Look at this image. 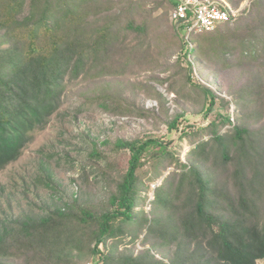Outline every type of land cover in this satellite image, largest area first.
Returning <instances> with one entry per match:
<instances>
[{"label": "trees", "instance_id": "1", "mask_svg": "<svg viewBox=\"0 0 264 264\" xmlns=\"http://www.w3.org/2000/svg\"><path fill=\"white\" fill-rule=\"evenodd\" d=\"M168 1L171 7L176 4ZM250 4V15H264V9L257 8L259 0ZM111 8L102 0H0V172L17 162L47 127L73 83L93 86L80 92L82 106L93 105L118 118L157 116L158 111L136 106L108 80L126 76L134 68L143 71L150 62L144 38L131 45L120 37L129 31L145 36L146 24L135 22L136 7L127 5L121 12L101 16ZM93 17L102 23L92 26ZM170 23L186 59L192 54L216 72V65L229 71L257 63L236 104H258L261 111L238 119L253 116L262 121L263 94L258 90L264 79V39L251 37L246 25L242 28L248 34L235 37L239 24L230 29L229 23H222L211 32L193 35L195 47L187 48L182 31ZM237 55L241 59L235 61ZM188 68L191 73V64ZM186 84L210 98L206 111H211L217 95L207 87ZM136 86L153 91L156 96L151 99L163 106L164 97L153 86ZM220 100L227 108L229 102ZM179 117L168 124L169 133L178 128ZM228 120L217 115L210 125L213 137L195 145L190 164H180L181 172L169 174L155 190L152 217H137L135 208L148 172L165 157L178 162L168 143L154 137L105 141L103 146L112 147L110 155L99 154L94 147L95 158L106 164L103 175L111 189L106 203L58 200L36 215L1 210L0 264H257L264 260V125L252 128L242 122L220 134L218 125ZM120 155L128 157L121 171L114 163ZM206 161L212 162L209 168L202 166ZM37 168L45 177L44 187L54 191L50 164L41 159ZM0 200L10 208L4 187ZM140 234L145 243L152 240V248L169 249V254L159 259L150 249L135 254L118 246L122 238L132 243ZM109 241L113 243L108 245Z\"/></svg>", "mask_w": 264, "mask_h": 264}, {"label": "rangeland", "instance_id": "2", "mask_svg": "<svg viewBox=\"0 0 264 264\" xmlns=\"http://www.w3.org/2000/svg\"><path fill=\"white\" fill-rule=\"evenodd\" d=\"M102 1L107 2L112 8L110 11L104 10L105 13L101 16L121 12L127 5H131L136 7L135 22H144L147 26L145 36L129 31L122 32L120 37L126 44L131 45L144 38L145 45H149L150 62L144 66L143 71L134 68L132 73L134 71L137 74L129 72L126 76L108 80L113 82L114 87L124 90L125 95H128L136 106L158 111L157 116L147 115L146 119L112 117L102 113L96 106H82L79 94L85 89L92 88L91 84L83 82L80 85L73 83V86H68L61 96L59 109L51 117L47 127L34 137L17 162L0 172V189L4 187L5 202L10 206L6 208L0 200V211L5 209L7 213L13 210L14 214L25 212L36 215L50 208L58 200L71 201L72 198L96 206L102 202L105 204L111 190L108 187L109 182L103 175L106 164L101 158H95L93 148L96 147L99 154L110 155L111 146H103L105 141L113 143L116 139L140 140L154 137L168 143V150L178 162L165 157L161 164L155 165L153 170L148 172L147 178H144L146 186H143L139 193L135 214L137 217H152L155 190L164 184L169 174L181 172L180 164H190L193 159L190 151L195 145L213 137L210 125L217 115L229 118V122L225 121L218 125L217 130L220 134L228 132L242 122L252 128L264 125V118L260 122L253 116L250 119H238V115H250L254 110L261 111V106L258 104L256 106V103L249 106L247 102L240 106L236 104V96L240 94L245 83L252 80L250 77L255 74L252 69L257 63H245L240 69L229 71L220 70V66L216 65L218 69L216 72L213 66L197 62L192 54L186 59L185 52L182 53L181 46L173 35L169 21V13L173 7L168 0ZM225 2L237 15L236 19L228 24L230 29L239 24L234 30L235 37L248 34V30L244 31L242 28L246 25L251 29V37L264 39V15L249 14L251 0ZM259 4L261 7L257 8L263 10L264 0H259ZM91 20L92 26L102 23V20L96 17ZM221 31L226 32L224 28ZM190 43L191 46L186 47L194 48L195 43L193 41ZM259 49L263 50L262 47ZM261 50L257 55L263 53ZM237 59H241V56L237 55L235 61ZM261 60L264 62V59ZM188 64H191V73ZM162 79L166 81L159 84L157 81ZM261 80L258 92L263 94V97L259 103L264 108V79ZM188 81L194 86L209 88L218 98H224L229 102L228 107L222 106L221 100L216 98L211 111H206L210 98L204 96L199 89H191L186 84ZM138 84H149L161 93L164 97L163 106L151 99L153 95L156 96L153 91H141L136 86ZM137 90L139 91L136 93ZM245 99L248 100L246 97ZM176 115L180 116L176 126L178 128L169 133L168 124ZM186 133L189 136H184ZM202 157L198 156L199 159ZM127 158L126 155H120L114 160L115 164L118 163L120 171L124 169ZM41 159L47 161L53 170L54 191L44 187L45 177L37 168ZM211 163L206 161L202 166L209 168ZM144 169L147 170L149 167L145 166ZM112 243L109 241L108 245ZM151 243L152 240L145 243L143 235L140 234L132 243L129 238H122L118 246L121 249L128 247L135 254L150 249V253L159 259L162 255L169 254V249L158 251L152 248ZM257 264H264V260L258 261Z\"/></svg>", "mask_w": 264, "mask_h": 264}, {"label": "built area", "instance_id": "3", "mask_svg": "<svg viewBox=\"0 0 264 264\" xmlns=\"http://www.w3.org/2000/svg\"><path fill=\"white\" fill-rule=\"evenodd\" d=\"M176 4L169 13V20L182 31L187 47L191 37L213 31L222 23H232L236 12L232 11L225 0H175Z\"/></svg>", "mask_w": 264, "mask_h": 264}]
</instances>
